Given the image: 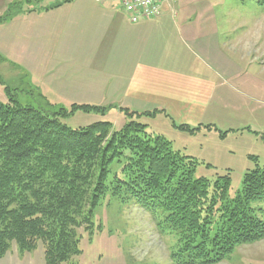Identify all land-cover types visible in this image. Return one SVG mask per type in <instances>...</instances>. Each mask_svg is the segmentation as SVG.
<instances>
[{
  "label": "rangeland",
  "instance_id": "374dc122",
  "mask_svg": "<svg viewBox=\"0 0 264 264\" xmlns=\"http://www.w3.org/2000/svg\"><path fill=\"white\" fill-rule=\"evenodd\" d=\"M96 1L101 2L88 0L87 6L92 8ZM112 1L128 19L122 0ZM80 10L83 8L72 0H0V22L4 21L0 27V102L7 104L11 97L20 106L31 105L72 129L109 122L113 133L135 122L141 127L135 126L136 130L143 136L162 137L170 142L174 152L195 159L196 167L186 161L184 164L175 154L172 167L178 166L181 160V168H194L193 177L207 180L210 191L218 179L229 174L228 197L235 199L242 191L245 175L264 167V3L260 0H168L156 12V17L150 19L157 21L164 14L173 17L170 27L175 37H170L168 56L178 61L174 70L210 87L212 98L206 106L205 123L211 125L206 127L208 131L200 133L181 130L180 126L189 125L178 126L172 122V126L161 116L155 119L156 111H131L127 117L123 109L106 108L105 111L95 106L99 112L78 110L67 116L60 109L68 112L73 105L88 104L61 107L51 100L48 105L32 89L30 73L38 74L49 61L72 62L91 57L93 52L80 55L77 50L65 48L70 40L63 34L61 19L66 13ZM88 37L93 40L94 35ZM7 86L11 88L8 93ZM198 128L202 130L201 126ZM123 154L125 157L115 159L109 166L107 190L94 209L91 228L78 229L81 254L74 261L78 264H173L172 254L182 245L178 235L164 225L166 218L146 211L144 204L126 190L114 191L120 186L118 178L126 180L129 171L125 173V169L130 170L127 157L132 155L129 150ZM250 207L253 216L264 223V197L251 201ZM0 264H46L44 248L39 245L32 252L20 253L13 243ZM218 264H264V238L238 246Z\"/></svg>",
  "mask_w": 264,
  "mask_h": 264
},
{
  "label": "trees",
  "instance_id": "16d2710c",
  "mask_svg": "<svg viewBox=\"0 0 264 264\" xmlns=\"http://www.w3.org/2000/svg\"><path fill=\"white\" fill-rule=\"evenodd\" d=\"M8 100L0 102V259L14 243L20 253L42 245L46 264H78V229L91 228L109 166L125 157L124 150L132 155L130 170L114 191L126 190L146 211L166 218L164 225L182 245L172 254L173 264H218L238 246L264 238V223L250 207L264 197V167L248 172L241 193L229 199V174L210 191L207 180L193 177L194 168H181V160L196 167L195 159L174 152L162 137L143 136L135 122L113 133L109 122L72 129L31 105ZM78 110L99 112L90 105L60 112L69 116ZM123 111L130 117V110ZM175 154L181 159L176 169Z\"/></svg>",
  "mask_w": 264,
  "mask_h": 264
},
{
  "label": "crops",
  "instance_id": "0c3cea01",
  "mask_svg": "<svg viewBox=\"0 0 264 264\" xmlns=\"http://www.w3.org/2000/svg\"><path fill=\"white\" fill-rule=\"evenodd\" d=\"M72 1L83 10L66 13L61 19L63 34L70 40L65 48L80 55L93 52L92 58L49 61L38 74L30 73L32 89L47 103L55 100V106L88 104L118 111H156L155 119L164 117L172 126H201L197 132L208 131L210 87L174 70L178 61L168 56L170 37H175L170 14L157 21L131 24L112 0L96 1L92 8L87 6L88 0ZM89 34L94 35L93 40Z\"/></svg>",
  "mask_w": 264,
  "mask_h": 264
},
{
  "label": "built area",
  "instance_id": "2783aa9c",
  "mask_svg": "<svg viewBox=\"0 0 264 264\" xmlns=\"http://www.w3.org/2000/svg\"><path fill=\"white\" fill-rule=\"evenodd\" d=\"M167 1L168 0H122V4L129 20L133 24H138L155 18L156 12L161 11Z\"/></svg>",
  "mask_w": 264,
  "mask_h": 264
}]
</instances>
